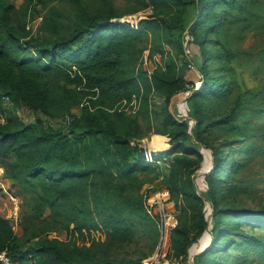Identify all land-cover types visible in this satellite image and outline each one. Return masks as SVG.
<instances>
[{
	"label": "trees",
	"instance_id": "trees-1",
	"mask_svg": "<svg viewBox=\"0 0 264 264\" xmlns=\"http://www.w3.org/2000/svg\"><path fill=\"white\" fill-rule=\"evenodd\" d=\"M237 1L150 0L161 13L142 18L133 28L114 19L118 13L113 0H24L20 5L0 0V165L22 199L21 234L0 215V251L25 264H143L145 255L111 257L97 252L131 241L137 224L154 239L151 248L157 243L158 226L145 209L141 188L155 181L144 182L142 176L155 172V179L161 174L164 151L147 163L141 147L131 144L147 136L141 134L140 117L149 123L152 111L159 123L155 131L164 133L157 135L162 146L171 145L166 134L176 142L166 152L170 163L159 180L169 188L176 208L177 199L185 210L172 231L169 257L186 258L202 237L196 262L213 264V249H226L225 241H218L225 228L231 236L228 245L236 235L264 248L260 237L239 225L245 221L252 230L264 229V206L246 210L232 202L221 203L216 196L223 180L218 174L226 163H220L222 153L227 151L225 171L238 172L235 153L244 147L246 134L220 142L205 135L213 127L231 126L235 119V108L212 112L207 105L213 100L225 106L229 84L212 74V53L206 43L212 40L209 31L218 27L222 15L226 17ZM34 3L47 12L33 34L28 25L34 18ZM60 3H66L70 13ZM185 41L199 49L193 55V69L190 59L177 61ZM220 43L221 60L228 62L232 50ZM147 50L150 60L157 53L162 57V64L150 75L143 67ZM225 68L221 61L219 70ZM198 81L201 87L196 90ZM187 90L195 92L185 96ZM152 92L163 102L152 103ZM183 97L192 105H188V120L172 111ZM133 99L139 102L134 114L123 109ZM240 103L237 99V106ZM21 105L37 114L33 123L16 112ZM67 115L69 123L64 121ZM46 119L63 122L46 124ZM196 140L215 158L205 178L211 193L208 202L193 177L204 155L201 151L195 158L188 155L196 151L188 142ZM209 216L214 219L211 228ZM57 229L66 230L71 239L53 234ZM95 230L105 232V241L93 237ZM74 235L90 243L80 244L72 240Z\"/></svg>",
	"mask_w": 264,
	"mask_h": 264
},
{
	"label": "rangeland",
	"instance_id": "rangeland-1",
	"mask_svg": "<svg viewBox=\"0 0 264 264\" xmlns=\"http://www.w3.org/2000/svg\"><path fill=\"white\" fill-rule=\"evenodd\" d=\"M16 5H20L24 0H12ZM114 8L118 15L117 19L124 17L129 18L130 15L133 19L139 20L140 18H152L156 14H160L161 10H155L150 0H113ZM33 10L31 11L34 18L30 23L31 32L36 33L38 25L42 20L43 16L47 12V8H43L41 5L34 3ZM60 6L64 11L70 13L69 6L66 3H60ZM220 8H225V5H221ZM223 20H220L219 25L216 29L209 31V42L206 43V49L212 53V57L209 59L211 65L212 74L214 76H220L221 79L228 82L229 92L227 97L224 99L226 102L225 106L215 104L213 100H209L207 105H210V110L213 111H224L235 108L234 121L231 126H218L211 128L205 135H208L210 141L220 142L226 138H236L240 133L246 134L242 144L244 147L237 153L240 162V170L236 173L231 171H225L227 166L226 150L223 151L220 163L222 172L218 174L223 180L219 183L216 188L217 200L221 203L229 202L235 206H241L246 210L261 209L264 206V0H238L235 5L230 8V13L222 15ZM187 36V33H184ZM191 38V37H189ZM226 48L232 50L230 60H221L223 51L221 50V43ZM185 41V51L181 54V58H177V61H188L189 59L194 61L193 55L198 54V46L196 44H187ZM151 44L148 45V48ZM226 64L224 71L219 70L220 62ZM194 63V62H193ZM191 69L194 67H189ZM201 87V82H197L196 90ZM194 91L187 90L184 92L185 96L194 93ZM151 102L160 104L163 102V98L158 96L156 92L151 93ZM237 99L240 100V104L237 106ZM6 106H9V100L5 102ZM172 111L180 119H189L188 105L192 108L191 102L182 98ZM222 107V108H221ZM125 110L131 112L130 106L126 104ZM16 112L21 118L27 123H33L37 119V114L25 105L18 107ZM134 114V113H133ZM4 118H1L3 120ZM142 128L141 134L149 137L145 139V146L149 148H158L157 154L164 151V158L160 160L161 174L158 178H153L155 172L149 173V175L142 176V180L154 181L157 179H164L163 173L164 167L169 165L170 156H167V150L174 148L176 142H172V137H169L171 143L170 147L167 145L162 146L163 142L157 136L159 134L155 131L158 126V122L155 120V113L152 111L149 117V123L147 118L140 117ZM46 124L52 123L59 125L62 120L57 119H46ZM191 124H195V119L191 120ZM237 124L238 126H234ZM151 125V126H150ZM188 145L195 148V153H188L192 158H195L197 152H202L204 159L200 160L197 164V170L193 174L194 180L196 181L199 191L201 192L205 200L210 201V191L206 185V175L211 172L214 166L215 158L209 148L203 149L200 147L198 140L196 142L189 141ZM162 146V147H161ZM225 152V153H224ZM4 167L0 165V215L8 218L14 230L17 234H21L22 228L20 226V206H21V194L17 188L11 185L9 179L4 176ZM3 173V174H2ZM16 188V189H15ZM176 199V198H175ZM177 224L184 218L185 210L183 209V202L177 200ZM208 207V205H207ZM210 208V207H209ZM208 208V209H209ZM210 212V211H208ZM209 216V228L213 226L214 219H210ZM234 218L232 224L236 225L237 222ZM240 228L249 231H253L261 240L264 241V229L252 230L249 224L245 221L241 222ZM227 228L221 234L219 240L225 241V251H212L213 264H264V248L257 247L256 242L246 239L244 237L233 235L234 241L231 245H228V238H231L227 233ZM53 234L59 236L62 239L69 240L70 236L64 229H57L53 231ZM95 239H101L105 241V232L102 230H95L93 232ZM156 238V235H155ZM217 239V238H215ZM72 240L79 242L80 244H89L90 241L83 242L78 235H74ZM154 239L148 238L144 234V230L136 225L135 237L121 245H114L106 252L98 251L97 253L108 255L111 257H138L146 256L143 261L147 260L155 251L156 241L151 248V244ZM211 245V244H210ZM202 237L199 241L193 244L189 248L188 256L186 258L170 257L161 259L162 263L169 264H197L196 254L200 252L202 248ZM151 249V250H150ZM216 249V248H215ZM105 251V250H104ZM159 264V263H158Z\"/></svg>",
	"mask_w": 264,
	"mask_h": 264
},
{
	"label": "built area",
	"instance_id": "built-area-1",
	"mask_svg": "<svg viewBox=\"0 0 264 264\" xmlns=\"http://www.w3.org/2000/svg\"><path fill=\"white\" fill-rule=\"evenodd\" d=\"M114 19L116 21L125 22L133 28H138L142 18L137 20L133 19V17L130 15L129 18L124 17L122 19ZM30 23L28 27H30ZM157 64H162L161 54H155L154 60H150L148 58L147 50L144 55L143 67L145 70H147L149 75L156 68ZM188 65L193 68V61L190 60ZM6 101H8V97L5 102ZM128 105L130 106V111L133 113L139 108V102L137 99H133ZM70 120V115L64 117V121L66 123H69ZM148 138L149 137L133 139L131 140V144H138L139 147H141L140 150L142 151V159L147 163H151L156 161V159L159 157V154L163 151L157 154L154 148L145 146V139ZM141 194L143 195L144 206L147 213L156 221L158 226V239L155 251L152 256L143 261V264H160L162 263L161 259L165 260L171 253V235L173 229L177 225V208L169 188L159 179L155 180L154 182L144 183L141 188ZM0 261L2 264H25L21 260L14 259L6 250L0 251Z\"/></svg>",
	"mask_w": 264,
	"mask_h": 264
},
{
	"label": "crops",
	"instance_id": "crops-1",
	"mask_svg": "<svg viewBox=\"0 0 264 264\" xmlns=\"http://www.w3.org/2000/svg\"><path fill=\"white\" fill-rule=\"evenodd\" d=\"M74 110H75L76 112H79V111H80V108H74Z\"/></svg>",
	"mask_w": 264,
	"mask_h": 264
},
{
	"label": "clouds",
	"instance_id": "clouds-1",
	"mask_svg": "<svg viewBox=\"0 0 264 264\" xmlns=\"http://www.w3.org/2000/svg\"><path fill=\"white\" fill-rule=\"evenodd\" d=\"M3 174V173H2Z\"/></svg>",
	"mask_w": 264,
	"mask_h": 264
}]
</instances>
